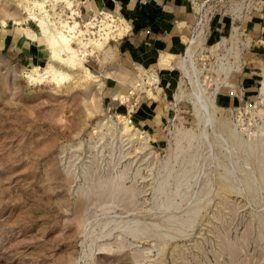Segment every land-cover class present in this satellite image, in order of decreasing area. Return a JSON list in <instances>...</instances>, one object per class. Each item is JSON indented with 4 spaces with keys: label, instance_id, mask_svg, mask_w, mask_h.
Here are the masks:
<instances>
[{
    "label": "rangeland",
    "instance_id": "374dc122",
    "mask_svg": "<svg viewBox=\"0 0 264 264\" xmlns=\"http://www.w3.org/2000/svg\"><path fill=\"white\" fill-rule=\"evenodd\" d=\"M188 1L181 52L120 70L119 15L0 0L23 41L0 44V264H264V0ZM41 15L77 22L59 80L28 76L50 58Z\"/></svg>",
    "mask_w": 264,
    "mask_h": 264
},
{
    "label": "crops",
    "instance_id": "0c3cea01",
    "mask_svg": "<svg viewBox=\"0 0 264 264\" xmlns=\"http://www.w3.org/2000/svg\"><path fill=\"white\" fill-rule=\"evenodd\" d=\"M79 1L83 3L82 7L88 14L119 15L123 19L125 27L111 47L115 54L114 62L120 70L124 65L157 67L162 55L175 56L180 53L187 42L194 21L193 10L188 0ZM17 29L19 28L13 26L0 27V44L3 49L13 52L19 49V45H23ZM158 69L163 84H167L168 74L164 69L162 71L160 67ZM114 81L113 78L105 80L104 86L116 84ZM138 107L145 110L149 108L150 113H146V117L150 120L158 113L157 105L152 102H141ZM117 108L125 113L131 110V107L125 104L118 105Z\"/></svg>",
    "mask_w": 264,
    "mask_h": 264
},
{
    "label": "bare ground",
    "instance_id": "6f19581e",
    "mask_svg": "<svg viewBox=\"0 0 264 264\" xmlns=\"http://www.w3.org/2000/svg\"><path fill=\"white\" fill-rule=\"evenodd\" d=\"M33 7H37L39 9V12L44 11V3L39 1H34L32 6H26L25 9L28 11L29 14L33 15V18H35V14H32ZM32 11V12H31ZM35 13V12H34ZM38 18V24L40 26L41 31L45 35V38L50 46V55H49V61L46 67L44 68L43 73H31L28 76L31 77V79H36L38 77H41L45 72L52 73V78L54 79H60L65 76V73L62 72L58 65L53 61H58L63 64L69 65L70 67L74 66L77 67L80 65L81 58L77 57L76 48H74L71 44V37L74 35V32H76V24L77 22H74L73 24H68L67 22H64L62 25L65 26L64 31H68L67 34L64 31H61V29L53 30L49 28L47 21L45 20L44 16L37 17ZM2 22V21H1ZM2 23H5L4 21ZM108 24V23H107ZM81 32V30H79ZM73 33V34H71ZM107 33V32H105ZM104 33V34H105ZM104 35H102L103 38ZM106 39V37H104ZM97 45H102V41H95ZM65 53L64 55H62ZM37 66L33 67L34 71H37Z\"/></svg>",
    "mask_w": 264,
    "mask_h": 264
}]
</instances>
